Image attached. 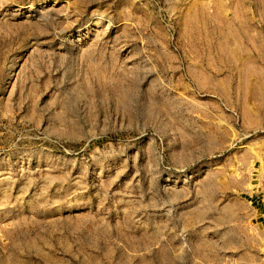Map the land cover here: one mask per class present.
Here are the masks:
<instances>
[{"label": "rangeland", "instance_id": "obj_1", "mask_svg": "<svg viewBox=\"0 0 264 264\" xmlns=\"http://www.w3.org/2000/svg\"><path fill=\"white\" fill-rule=\"evenodd\" d=\"M264 0H0V264H264Z\"/></svg>", "mask_w": 264, "mask_h": 264}, {"label": "crops", "instance_id": "obj_2", "mask_svg": "<svg viewBox=\"0 0 264 264\" xmlns=\"http://www.w3.org/2000/svg\"><path fill=\"white\" fill-rule=\"evenodd\" d=\"M261 216H264V207L262 208Z\"/></svg>", "mask_w": 264, "mask_h": 264}]
</instances>
